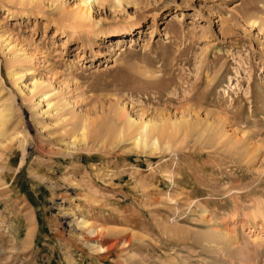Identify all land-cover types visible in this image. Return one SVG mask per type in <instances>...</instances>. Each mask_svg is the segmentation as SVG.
Instances as JSON below:
<instances>
[{"label": "rangeland", "instance_id": "1", "mask_svg": "<svg viewBox=\"0 0 264 264\" xmlns=\"http://www.w3.org/2000/svg\"><path fill=\"white\" fill-rule=\"evenodd\" d=\"M79 5L0 0V264H264V0Z\"/></svg>", "mask_w": 264, "mask_h": 264}, {"label": "bare ground", "instance_id": "2", "mask_svg": "<svg viewBox=\"0 0 264 264\" xmlns=\"http://www.w3.org/2000/svg\"><path fill=\"white\" fill-rule=\"evenodd\" d=\"M80 5L76 9H69V14L75 16L76 22H86L90 21L91 19V11L93 10L94 5H98L100 0H79ZM120 4L122 0H117ZM67 13V12H66ZM68 14V13H67ZM68 14V15H69ZM69 15V16H70ZM71 17V16H70ZM132 26H127L125 28L126 33H131ZM115 40V39H114ZM124 41L123 38H116L114 44L115 48L119 49L123 46L120 44ZM160 123V122H159ZM127 125L131 128L129 133L132 136L131 138L134 139V143L140 147H147L150 146L151 152L156 150L158 144L161 139L170 140L171 138H176L177 133L184 128V133L182 139L185 140L190 136L193 130H195L194 123L191 120H186L182 122L172 123L170 122L169 118H166L160 125L156 123V125L151 124L149 122H140V123H133L132 121H127ZM165 144H168V143ZM255 208V207H254ZM261 206L259 203L257 204L256 213H261Z\"/></svg>", "mask_w": 264, "mask_h": 264}]
</instances>
